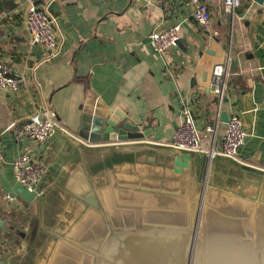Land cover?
Returning a JSON list of instances; mask_svg holds the SVG:
<instances>
[{"label":"crops","instance_id":"0c3cea01","mask_svg":"<svg viewBox=\"0 0 264 264\" xmlns=\"http://www.w3.org/2000/svg\"><path fill=\"white\" fill-rule=\"evenodd\" d=\"M33 1L54 20L60 49L52 58L24 23L27 0H0V63L21 79L15 91L0 86V264H27L42 217L28 214L16 195L7 199L16 184L14 161L24 151L44 157L46 174L37 195L45 198L43 210L57 212L63 204L55 201L60 189L92 156L59 131L42 144L18 135L21 122L36 111L51 109L60 125L78 137L83 116L119 110L128 121L146 126L143 138L163 143L187 105L206 151L221 144L228 117L237 114L246 134L239 148L242 160L264 165L263 0H240L232 12L224 0H200L210 12L205 28L191 18L192 0ZM177 24L181 47L155 52L150 34ZM216 64L230 73L219 107L211 86ZM214 158L217 176L242 177L233 163Z\"/></svg>","mask_w":264,"mask_h":264},{"label":"water","instance_id":"95a60500","mask_svg":"<svg viewBox=\"0 0 264 264\" xmlns=\"http://www.w3.org/2000/svg\"><path fill=\"white\" fill-rule=\"evenodd\" d=\"M145 130L119 110L83 116L78 137L58 130L92 156L55 197L63 202L57 212L43 210L44 196L13 186L28 214H42L27 264H264V173L216 155L241 170L240 179L221 177L214 156L110 142Z\"/></svg>","mask_w":264,"mask_h":264},{"label":"built area","instance_id":"2783aa9c","mask_svg":"<svg viewBox=\"0 0 264 264\" xmlns=\"http://www.w3.org/2000/svg\"><path fill=\"white\" fill-rule=\"evenodd\" d=\"M147 4H156L163 0H144ZM28 7L24 16V23L29 30L32 40L41 44L49 53V57L55 56L60 49V43L57 39L54 20L45 8L37 6L33 0H27ZM193 9L191 18L194 22L207 27L210 20V12L205 4L200 0H192ZM225 7L228 11H234L240 4V0H224ZM264 6V0H263ZM180 24L172 25L163 29L152 32L149 36V46L155 52H162L170 47L176 46L178 40ZM0 33V38H2ZM230 77L228 67L216 64L213 67L211 75V86L218 97V107L220 106L227 89V80ZM21 79L11 74L10 67L0 63V86L6 87L12 91L18 89ZM181 123L173 132L170 140L163 144L177 149L199 152L201 154L216 156L220 155L238 161L242 165H248L260 169L264 173V165H254L242 160L239 148L244 140L245 131L241 119L237 114L228 117L226 123V132L217 148L205 150L202 147V138L194 122L193 115L187 105H183L179 111ZM57 130H65L57 120L56 114L51 109L45 108L30 114L19 128L16 129L18 135H26L36 144H42L52 136ZM205 131L211 132L210 127ZM150 141L147 138H129L124 140L110 141L116 142H136ZM14 177L17 183L36 195L40 192L39 185L45 174L44 157L36 152L24 151L13 163ZM7 199L15 200V194L8 193Z\"/></svg>","mask_w":264,"mask_h":264},{"label":"rangeland","instance_id":"374dc122","mask_svg":"<svg viewBox=\"0 0 264 264\" xmlns=\"http://www.w3.org/2000/svg\"><path fill=\"white\" fill-rule=\"evenodd\" d=\"M232 12V11H231ZM56 132H58V130L56 131ZM245 138V137H244Z\"/></svg>","mask_w":264,"mask_h":264},{"label":"bare ground","instance_id":"6f19581e","mask_svg":"<svg viewBox=\"0 0 264 264\" xmlns=\"http://www.w3.org/2000/svg\"><path fill=\"white\" fill-rule=\"evenodd\" d=\"M207 132V131H206ZM205 155V154H204Z\"/></svg>","mask_w":264,"mask_h":264}]
</instances>
